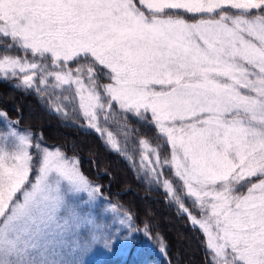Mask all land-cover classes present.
Returning <instances> with one entry per match:
<instances>
[{"label":"snow or ice","instance_id":"obj_1","mask_svg":"<svg viewBox=\"0 0 264 264\" xmlns=\"http://www.w3.org/2000/svg\"><path fill=\"white\" fill-rule=\"evenodd\" d=\"M10 80L129 160L108 126L126 138L133 122L153 128L140 169L157 183L170 170L163 187L202 231L208 264H264V0H0ZM18 123L0 111V264H87L95 235L71 260L62 241L90 220L99 189ZM127 218L105 249L135 242ZM142 231L154 235L149 222Z\"/></svg>","mask_w":264,"mask_h":264},{"label":"trees","instance_id":"obj_2","mask_svg":"<svg viewBox=\"0 0 264 264\" xmlns=\"http://www.w3.org/2000/svg\"><path fill=\"white\" fill-rule=\"evenodd\" d=\"M15 84V80L0 81V111L11 120L18 118L20 126L40 137L43 146L59 148L70 158L77 157L82 173L99 187L104 198L131 216L136 229L142 231L144 223L149 222L155 250L145 247L142 254L146 264H208L202 231L192 225L166 191L148 185L125 156L113 150L99 134L83 128L82 120L60 116L50 108L47 98L23 87L17 88ZM117 129L118 125L108 126L134 153L141 148L140 139L157 146V133L151 127L133 122L127 138ZM160 151L163 158L167 149L162 147ZM163 171L167 178L171 177L168 168ZM186 206L199 216L198 208L191 206V199L186 200ZM155 234L163 239L165 251L162 253L160 239Z\"/></svg>","mask_w":264,"mask_h":264},{"label":"rangeland","instance_id":"obj_3","mask_svg":"<svg viewBox=\"0 0 264 264\" xmlns=\"http://www.w3.org/2000/svg\"><path fill=\"white\" fill-rule=\"evenodd\" d=\"M16 83H18V81H16ZM64 87L67 88L68 86L65 85ZM56 91L59 92L60 89H57ZM45 98H47V97H45ZM64 103L67 104V101H65ZM50 108H51V106H50ZM65 111L68 112L67 118H71L73 120V118H72L73 113L71 112L70 108H66ZM54 112H56V111H54ZM57 114H59L60 116H64L62 113H57ZM7 118H8V120L12 121L13 123L18 121L19 122L18 127L20 129L31 131L30 129L21 127L20 126V120L18 118L15 120H11L8 116H7ZM80 120L83 121V128L85 127L86 129L91 130L94 133H97L95 130H93L87 126L86 122L83 120L82 117L80 118ZM97 134H99V133H97ZM114 135L116 136V139L120 145V148L122 150H125L127 152V155L132 157V159L131 160L128 159V161L135 168V170L137 171L139 176L144 178L147 181L148 185H151V186L156 185L157 187H160L165 192L166 190L163 187V183H162V181L164 179H167V177L165 175H163L160 178L161 182L157 183L153 180V178L151 176L145 175V173L140 169V158H141L140 153H141V151H143L142 147L140 148L139 152L134 153L133 150H131V149L129 150L127 147H125L124 144H122L121 140L119 139V137L116 134H114ZM103 139L106 142V136ZM151 146L154 147L152 144H151ZM48 149L50 151H54L57 148H49L48 147ZM149 155H150L151 159L154 161L155 157L152 156L151 153H149ZM73 159L78 161V166H79V159L77 157H75ZM80 170H81V168H80ZM91 184L94 187L99 189V187H97L92 182H91ZM82 195H83L84 199L82 201H80V204H81V207H84L85 204L87 203V194L85 193ZM169 198H171V197H169ZM189 211H190V209H189ZM184 214H186V213H184ZM89 215H90V220H88L87 222H81V224H79L75 228L74 232L68 233L65 236V238L63 239L62 243H63V250L65 252V257H64L65 259L71 260L73 258H79L80 243L84 240L85 235H87V236L95 235L97 240L101 241V243L96 248H94L91 255L86 257L87 264H111L112 262L118 263V264H146L147 260L144 257V255L142 254L145 250V247L150 248L152 250H155V247L151 243V239L149 237L145 236L143 231H140L139 233L136 234L135 242L132 244H123V245L113 244L112 249L110 251L103 247L102 241L104 239H106L110 233H117L118 234L122 231H126L128 228L129 221L127 218L128 214L123 212V211H119L117 206L114 203H112L111 201H109L103 197L100 190L96 195V199L89 206ZM197 218H199V216H197ZM121 220L125 221V223L123 225H121V223H120ZM131 223H132L133 227L135 228L134 221L131 220ZM192 225H193V223H192ZM194 227L199 229L198 226H194ZM81 233H83V235Z\"/></svg>","mask_w":264,"mask_h":264}]
</instances>
